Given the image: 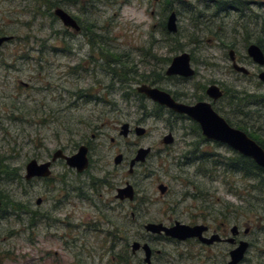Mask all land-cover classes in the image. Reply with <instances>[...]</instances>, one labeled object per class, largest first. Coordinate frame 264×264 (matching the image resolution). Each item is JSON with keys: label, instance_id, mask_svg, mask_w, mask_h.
Returning <instances> with one entry per match:
<instances>
[{"label": "rangeland", "instance_id": "obj_1", "mask_svg": "<svg viewBox=\"0 0 264 264\" xmlns=\"http://www.w3.org/2000/svg\"><path fill=\"white\" fill-rule=\"evenodd\" d=\"M55 9L80 32L64 28ZM171 13L175 35L164 31ZM0 37L13 38L0 48V264H144V255H131L140 242L151 248V264H216L194 242L143 228L191 226L224 213L251 246L241 264H264L260 180L229 172L225 164L236 154L198 132L181 141L169 112L136 93L146 85L188 96L216 84L224 92L217 105L234 96L250 116L241 122L264 131V68L246 53L259 44L264 54V0H0ZM230 52L248 77L233 71ZM181 54L195 72L185 83L165 77ZM124 124L145 135L122 138ZM168 134L174 143L164 146ZM81 146L88 149L84 173L58 161L49 179L24 180L31 160L48 162L58 150L72 156ZM140 149L150 154L129 176ZM186 154H203L208 163H188ZM125 184L134 189L132 202L115 199Z\"/></svg>", "mask_w": 264, "mask_h": 264}, {"label": "water", "instance_id": "obj_2", "mask_svg": "<svg viewBox=\"0 0 264 264\" xmlns=\"http://www.w3.org/2000/svg\"><path fill=\"white\" fill-rule=\"evenodd\" d=\"M53 15L60 21L64 28L73 30L75 34L80 32V28L76 21L61 9H55ZM165 29L168 34L175 35L177 33L176 15L174 13H171L167 18ZM12 39V37H0V48L4 44L12 41ZM246 53L248 58L255 65L264 67V54L258 46L250 45L247 48ZM229 59L235 73L243 76L249 75V72L245 68L236 63L233 52H230ZM194 75L195 72L191 68V57L188 54H181L173 58L165 72L167 78L178 77L191 79ZM258 80L264 84V72L258 75ZM136 92L160 108H165L168 111L187 116L200 127L201 135L204 139L217 144L226 145L229 149L238 153L240 156L251 159L258 168L264 171V151L253 141L248 139L243 133L230 129L226 123L213 112L210 105L200 103L193 107H189L177 104L170 94L146 85L138 87ZM206 94L214 101L222 97V93L216 86L208 87ZM132 132L138 138L145 135V130L139 127L134 128ZM130 133L131 130L129 125H122L120 136L126 139ZM172 143L173 138L171 135H167L162 139V144L164 146H170ZM87 154L88 149L85 146H81L72 156H66L62 151L58 150L52 155L48 162L38 163L35 160H31L25 166L24 180L28 182L34 179H49L52 175V165L58 161H63L66 167L73 170L76 174H82L89 166ZM149 154L150 149L138 150L135 157L129 162L127 174L131 176L136 165L144 164ZM122 162L123 157L121 155H118L113 160V164L116 167L120 166ZM157 191L161 196H164L167 193V188L163 185H159ZM134 197V190L129 184H126L124 188L116 191V199L118 201L132 202ZM40 204L41 201L38 200L36 205L39 206ZM143 229L147 234L153 237L163 236L178 242H185L190 239H198L201 242H205L202 239V233L205 231L203 227H189L180 223H174L171 227H165L162 224L150 223L145 225ZM232 232L235 235L236 229H233ZM206 243L209 244L211 242ZM247 249L248 245L246 243H240L239 248L230 254L228 264H241L244 260ZM140 250L144 255V263L151 264L152 251L150 247L147 244H132L131 252L133 254Z\"/></svg>", "mask_w": 264, "mask_h": 264}, {"label": "flooded vegetation", "instance_id": "obj_3", "mask_svg": "<svg viewBox=\"0 0 264 264\" xmlns=\"http://www.w3.org/2000/svg\"><path fill=\"white\" fill-rule=\"evenodd\" d=\"M234 58H235V54H234ZM235 61H236V58H235ZM236 63H237V61H236ZM154 75H155L154 80L156 81V73ZM194 77H195V75H194ZM169 79H174L175 81H177L179 83L180 82L185 83V82L190 81L193 78L183 79V78L173 77V78H169ZM155 81H154V83L156 84ZM210 86H216L220 90V92L222 93V97L220 99L214 101L213 99L208 97V95L206 94V91H207L208 87H210ZM208 87L207 88L198 87V88H196V91H194V93L192 95H188V96L185 93L180 92V91H177L176 93L173 94V96H171V95L170 96L172 97V99L177 104H181V105H185V106H189V107H193V106L200 104V103L210 105L213 112L216 113V115H218V117H220L230 129L243 133L244 135H246V137L248 139L253 141L257 146H259L263 150V147H264V131H258L257 130V128H258L257 124H249L248 125V124H245L244 122H241L242 119H244V121H247V119L250 118V116L243 114L241 112L240 108H237V105L235 104V101H236L235 97L231 96L230 100L227 102V104L225 106L221 107L220 105H217V104L221 103V101L223 100L224 92L216 84H210ZM258 101H261V100H258ZM232 103H234V104H232ZM154 105H156V104H154ZM246 106H249V105L247 104V105H245V107ZM161 109L166 110L165 108H161ZM242 109H244V107H242ZM166 111H168V110H166ZM168 112L172 118L171 119L172 120V126H171L172 132H176L177 134H179L181 141L184 142V140L186 138H188V136H190L189 134L196 133V132L201 134L200 127L194 121H192L190 118H188L185 115L177 114L175 112H171V111H168ZM252 114L257 115V117H259V118L262 117L261 113H259L258 111L256 113H252ZM132 133L133 132H131L130 134H132ZM168 135H171L173 138L172 134H168ZM204 141L211 142V141H208L206 139H204ZM173 143H174V138H173ZM218 145H221V144H218ZM221 146H225L226 148H228L226 145H221ZM232 152H234V151H232ZM234 153L236 154L235 159L239 160L238 162H243V161H247V162L251 161L252 162L251 159L242 157L236 152H234ZM185 159L187 160L188 163L196 162L197 164H199L201 166L205 162H207V160L205 159V156L203 154L199 155V156H196V155L192 156V154H186ZM211 163L214 166L219 165L218 161H216V162L212 161ZM128 166H129V164H128ZM213 169H215V167H213ZM250 177H252V176H250ZM249 180H251V179H249ZM117 190H119V189H117ZM120 202H122V201H120ZM201 208H203V210L206 209V205L205 204L202 205ZM206 211H207V209H206ZM203 212H205V210ZM201 217L203 219L202 223L193 224L191 226L186 225V226L203 227L205 229V231L202 233V239L205 242H201L198 239H190L187 241L188 242L189 241L194 242L196 245H198L202 250H205L206 252L207 251L212 252L213 256L215 255L212 258L213 262H215L216 264H228V262L230 260V254L233 251H235L236 249H238L240 243H242V242H244L248 245V249H247L246 254L248 253L249 249L251 248L250 244L241 239L242 236H241V232H240L239 228L235 225H232L231 222H229L227 220L226 213L220 215L218 220H216L214 218H213V220H210V219L206 218V216H204V215ZM233 229H236L235 235L232 232ZM242 234H243V236L247 237V235H249V230H247V229L244 230V232ZM161 237H163V236H156V238H161ZM163 238L166 240H169V241L171 240V239H168L165 237H163ZM171 241L176 242V243L178 242L175 240H171ZM187 241H185V242H187ZM206 242H211V243L208 244ZM139 254L143 255L141 250L134 253V254L131 253L132 257H138ZM246 254H245V256H246ZM152 256H153V252H152ZM226 259L228 260L227 262H225ZM151 260H152V258H151ZM136 263L141 264V262L139 260H137ZM143 263H144V260H143Z\"/></svg>", "mask_w": 264, "mask_h": 264}, {"label": "trees", "instance_id": "obj_4", "mask_svg": "<svg viewBox=\"0 0 264 264\" xmlns=\"http://www.w3.org/2000/svg\"><path fill=\"white\" fill-rule=\"evenodd\" d=\"M164 31H166V30H164ZM165 35L167 36V34H165ZM257 46H260V45L257 44ZM263 150H264V147H263ZM238 161L239 160L236 159V161L226 162V164H225L226 169L231 173H241L245 179L255 178V180H256V178H258L260 180L261 185L263 186V190H264V171L261 170L260 168H258L251 161L250 162H247V161L238 162ZM250 176H252V177H250ZM1 208H3V203H2Z\"/></svg>", "mask_w": 264, "mask_h": 264}]
</instances>
